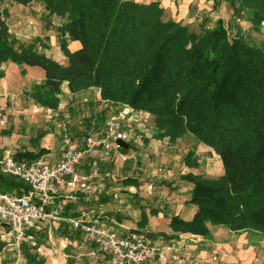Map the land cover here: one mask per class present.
<instances>
[{
	"label": "trees",
	"instance_id": "16d2710c",
	"mask_svg": "<svg viewBox=\"0 0 264 264\" xmlns=\"http://www.w3.org/2000/svg\"><path fill=\"white\" fill-rule=\"evenodd\" d=\"M15 2L37 3L62 21L57 31L66 65L13 36L7 13L0 10V63L12 60L44 72L43 82L28 92L36 105L57 110L64 84L72 94L97 89L103 102L149 115L155 140L174 144L190 138L209 147L220 158L223 175H186L197 212L190 222L173 218V231L205 236L210 224L264 238V42L231 36L220 26L208 29L204 19L195 26L176 22L157 3ZM231 7L251 33L262 32L264 0H232ZM70 43L79 48L71 51ZM43 153L13 157L32 163ZM26 189L0 170V193ZM20 249L27 264H42L35 248Z\"/></svg>",
	"mask_w": 264,
	"mask_h": 264
},
{
	"label": "crops",
	"instance_id": "0c3cea01",
	"mask_svg": "<svg viewBox=\"0 0 264 264\" xmlns=\"http://www.w3.org/2000/svg\"><path fill=\"white\" fill-rule=\"evenodd\" d=\"M128 1L157 3L168 19L185 25L195 26L197 16L210 22L208 29L223 21L225 26H231L230 31L235 28L232 35L236 37L243 35L246 24L234 16L232 0ZM0 10L7 13L9 32L19 41L35 43L47 58L67 64L58 39L60 18L50 16L37 3L24 6L15 0H0ZM78 48L77 43L69 44L71 51ZM43 80L44 72L38 67L20 66L12 60L0 63V106L5 108L8 120L5 128L0 127V159L8 153L23 157L26 153L37 155L44 151L38 160L56 163L65 150L82 148L88 135L101 138L112 115L122 120L120 130H129L131 110L103 102L97 89L72 94L64 84L57 110L36 105L28 92ZM101 116L103 121L98 119ZM132 131L143 138L128 143L129 149L113 152L102 164V172L108 177L92 178L88 191L60 188L57 207L61 200L72 198L60 216L73 219L84 215L96 226L114 229L123 236L151 235L154 245L173 244L180 256L178 263L150 264H263L264 238L258 234L234 233L210 224L205 236L176 233L172 229L173 218L190 222L197 212V207L190 203L193 185L185 179L186 175L203 174L209 178L223 175L221 160L214 151L203 144H194L190 138L174 144L166 139L155 140L148 128L137 123ZM41 133L44 137L36 141ZM65 140L70 142L69 146ZM123 156L127 157L126 162L121 160ZM94 158L95 155L87 156L77 172L89 175ZM52 211L54 208L48 213ZM32 234L35 240L29 245L35 248L33 253L42 264H114L108 254L86 242L84 234L67 222L47 219ZM0 264H27V261L20 248L0 241Z\"/></svg>",
	"mask_w": 264,
	"mask_h": 264
},
{
	"label": "built area",
	"instance_id": "2783aa9c",
	"mask_svg": "<svg viewBox=\"0 0 264 264\" xmlns=\"http://www.w3.org/2000/svg\"><path fill=\"white\" fill-rule=\"evenodd\" d=\"M196 19L202 21L199 16ZM38 50L42 51L41 47L38 46ZM131 113L135 114V118L131 116L130 124L135 122L140 125L141 121L144 123L141 120L143 117L138 116L142 114L132 110ZM145 116L149 117L147 114ZM121 121L119 117H110L106 121V129L101 138L87 136L82 148L65 150L60 160L53 164L43 160L32 163L15 160L11 153L0 159L1 173L21 180L28 187L21 190L20 194L0 193V241L18 249L23 244H33L35 238L32 231L40 222L50 219L69 223L73 229L84 234L86 242L108 254L114 264L180 262V256L173 244L156 246L146 235L123 236L114 229L96 226L84 215L73 219L60 216L72 199L67 197L56 206L62 186L88 191L92 178L105 179L109 176L102 172V164L112 157L113 152L121 150L116 144L118 140L125 143L141 141L129 126L127 131L120 130ZM7 123L5 108L0 106V127L5 128ZM65 145L69 146L70 142L65 140ZM90 155H95L90 174L80 175L77 168ZM121 160L126 162L128 159L123 156ZM53 208L54 211L48 213V210Z\"/></svg>",
	"mask_w": 264,
	"mask_h": 264
},
{
	"label": "rangeland",
	"instance_id": "374dc122",
	"mask_svg": "<svg viewBox=\"0 0 264 264\" xmlns=\"http://www.w3.org/2000/svg\"><path fill=\"white\" fill-rule=\"evenodd\" d=\"M231 7V6H230ZM232 8V7H231ZM232 11H233V9H231ZM233 14H234V11H233ZM235 16V15H234ZM198 17V16H197ZM197 17H195V22H196V24H198V22H200L198 19H196ZM202 19H204L203 17H202ZM205 20V19H204ZM205 21H207V20H205ZM237 23H238V21H237ZM215 24V26H220V27H223V28H226L227 30H229L230 28H231V26H230V28H229V26H225V23L223 22V21H218V22H216V23H214ZM208 25H210V22H208L207 21V25H206V27L208 26ZM229 28V29H228ZM234 30L233 31H228L229 32V34L231 35V36H233V35H235L234 33L236 32L235 31V28H233ZM243 35H241V36H239V37H241V38H245V37H248V38H250V39H254V40H256L258 43H260V42H264V28H263V30H262V32L260 33V34H253V33H251V31H250V26H249V24H245L244 26H243ZM233 34V35H232ZM236 37V36H235ZM135 114H132V113H130V116H132L133 118H135V116H134ZM115 115H112L111 117H114ZM139 116V115H138ZM140 117V116H139ZM135 120V119H134ZM141 120H143V122L144 123H142V121H141V123H140V125L143 127H146V128H148V130H149V134L151 133L152 134V132H151V130H150V119H149V117L148 116H145V117H143ZM129 124V128H131V130H133L134 129V125H135V122H132L131 123V125H130V121L128 122ZM134 132V131H133ZM138 137H141V135H137ZM141 138H143V137H141Z\"/></svg>",
	"mask_w": 264,
	"mask_h": 264
},
{
	"label": "water",
	"instance_id": "95a60500",
	"mask_svg": "<svg viewBox=\"0 0 264 264\" xmlns=\"http://www.w3.org/2000/svg\"><path fill=\"white\" fill-rule=\"evenodd\" d=\"M116 144L121 148V149H129L131 148L130 145L128 143H125L124 141L122 140H118L116 142Z\"/></svg>",
	"mask_w": 264,
	"mask_h": 264
}]
</instances>
